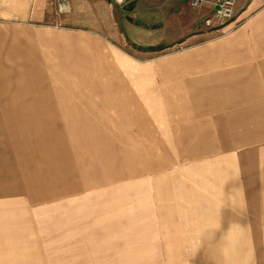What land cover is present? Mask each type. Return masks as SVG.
I'll return each mask as SVG.
<instances>
[{"label": "crops", "instance_id": "obj_1", "mask_svg": "<svg viewBox=\"0 0 264 264\" xmlns=\"http://www.w3.org/2000/svg\"><path fill=\"white\" fill-rule=\"evenodd\" d=\"M94 1L0 0V264H264V0Z\"/></svg>", "mask_w": 264, "mask_h": 264}, {"label": "rangeland", "instance_id": "obj_2", "mask_svg": "<svg viewBox=\"0 0 264 264\" xmlns=\"http://www.w3.org/2000/svg\"><path fill=\"white\" fill-rule=\"evenodd\" d=\"M72 1H74L75 4H78L80 2V0H72ZM87 1H89V3H90L89 5H91V6L93 5V3L96 2L94 0H84L85 3ZM107 1L116 8L118 14L120 15L121 21L125 20V18L128 17V15H127L128 13L126 12V10L124 9L123 6H117L115 0H107ZM177 1L178 0H167V1L166 0H140L137 4V11L140 12L138 14L142 15V16H139V17L138 16H135V17L129 16V18L134 20L133 21L134 25H141L143 28H150L152 26V24L150 23L151 20L144 17L143 15L151 12L152 10H157L155 12H157L161 15H162V13L170 12L167 14L165 22L163 21L164 16H161L160 23H159V24L163 25V31L164 30L170 31L174 27L176 28V25L178 24V16L176 15V14H178L177 7H176ZM91 6H90V8H91ZM93 7H94V5H93ZM173 11H175L176 13H173ZM130 19H126V21L131 22ZM169 19H170V21L168 22ZM128 22H126L127 24H125L124 26L121 23L120 27L123 26V28H122L123 32H124V30L126 31V34L124 33V35L132 38L134 33L132 32V27L129 26L130 23H128ZM204 27H206L205 23H204ZM11 151H12V146H11ZM14 164H16V160H14ZM47 174L48 173H46V172L44 173L43 179L48 180Z\"/></svg>", "mask_w": 264, "mask_h": 264}, {"label": "built area", "instance_id": "obj_3", "mask_svg": "<svg viewBox=\"0 0 264 264\" xmlns=\"http://www.w3.org/2000/svg\"><path fill=\"white\" fill-rule=\"evenodd\" d=\"M131 0H115L117 6H124ZM236 0H191V7L199 9L210 8V14L204 23L207 27L221 26L232 20Z\"/></svg>", "mask_w": 264, "mask_h": 264}]
</instances>
